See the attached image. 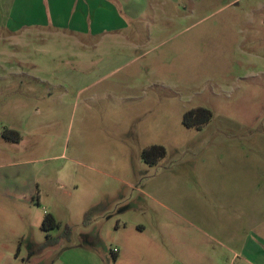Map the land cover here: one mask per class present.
<instances>
[{"label": "rangeland", "instance_id": "obj_1", "mask_svg": "<svg viewBox=\"0 0 264 264\" xmlns=\"http://www.w3.org/2000/svg\"><path fill=\"white\" fill-rule=\"evenodd\" d=\"M96 15L15 39L0 0V264H264V0Z\"/></svg>", "mask_w": 264, "mask_h": 264}, {"label": "crops", "instance_id": "obj_2", "mask_svg": "<svg viewBox=\"0 0 264 264\" xmlns=\"http://www.w3.org/2000/svg\"><path fill=\"white\" fill-rule=\"evenodd\" d=\"M5 29L16 39L18 32L31 28L64 30L83 36L104 33L108 28L125 27L124 22L107 27V16L102 19L94 12L106 9L107 0H5ZM96 8V9H95ZM105 13V12H103ZM6 39V37L4 38ZM19 39V38H18ZM115 260L120 256L118 250Z\"/></svg>", "mask_w": 264, "mask_h": 264}, {"label": "trees", "instance_id": "obj_3", "mask_svg": "<svg viewBox=\"0 0 264 264\" xmlns=\"http://www.w3.org/2000/svg\"><path fill=\"white\" fill-rule=\"evenodd\" d=\"M212 112L208 109L199 108L192 110L184 116V125L186 127L202 128L212 120ZM166 156V150L162 146H153L148 150L143 151V158L149 165H155L161 158ZM60 227V223L54 216L47 215L42 223V230L50 232Z\"/></svg>", "mask_w": 264, "mask_h": 264}, {"label": "built area", "instance_id": "obj_4", "mask_svg": "<svg viewBox=\"0 0 264 264\" xmlns=\"http://www.w3.org/2000/svg\"><path fill=\"white\" fill-rule=\"evenodd\" d=\"M115 252H118V250H117V249H115Z\"/></svg>", "mask_w": 264, "mask_h": 264}]
</instances>
